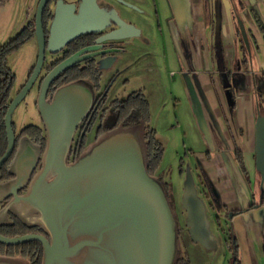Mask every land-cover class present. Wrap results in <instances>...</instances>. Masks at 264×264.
<instances>
[{
	"label": "water",
	"instance_id": "95a60500",
	"mask_svg": "<svg viewBox=\"0 0 264 264\" xmlns=\"http://www.w3.org/2000/svg\"><path fill=\"white\" fill-rule=\"evenodd\" d=\"M1 1V0H0ZM47 0H41L36 14L38 57L26 84L10 101L5 115L8 145L0 157V168L15 148L13 113L39 78L47 49L42 15ZM173 8L176 0H170ZM59 11V10H58ZM97 26L70 27L64 10L52 25L48 50L79 33L104 34L97 39L92 57L99 63L117 53L115 41L134 38L130 25L103 12ZM87 19L83 17V19ZM97 21V22H98ZM246 48L249 40L242 20L238 19ZM113 25L117 28L110 29ZM131 32V31H130ZM76 60L71 57L59 64L41 83L38 107L48 131V148L42 168L33 177L25 195L13 197L23 213L37 214L34 222L47 230L50 240L41 234L4 236L0 243L19 245L39 241L43 245V264H176L180 254L179 225L165 184L148 170L147 142L134 126L111 127L89 144L70 162L73 134L87 114L93 93L86 85L70 82L62 86L52 102L45 95L61 70ZM256 166L261 174L264 195V115L256 121ZM32 171V170H31ZM31 171L20 177L25 182ZM21 187V186H20ZM182 204L192 238L205 246L214 245L206 218L205 203L198 196L188 166ZM232 214H230L231 216ZM0 264H21L17 258L0 255Z\"/></svg>",
	"mask_w": 264,
	"mask_h": 264
},
{
	"label": "crops",
	"instance_id": "0c3cea01",
	"mask_svg": "<svg viewBox=\"0 0 264 264\" xmlns=\"http://www.w3.org/2000/svg\"><path fill=\"white\" fill-rule=\"evenodd\" d=\"M174 11L179 22L178 27L172 25L175 56L171 58H176L172 73L178 71L190 104L195 100L202 116L197 121L203 149L194 152V166H188L198 196L205 203L214 245L205 246L192 238L182 204L184 184L181 212H185L186 238L207 250L217 249L209 213L214 221L229 216L233 236L225 246H236V264H264V195L256 166V121L259 113L264 115V0H185L184 6L176 4ZM239 18L247 32L249 50ZM222 71L228 75L230 92L224 88ZM236 151L244 158L246 173ZM36 158L33 151L25 150L16 159L17 180L33 169ZM201 177L203 185L199 186L196 178Z\"/></svg>",
	"mask_w": 264,
	"mask_h": 264
},
{
	"label": "rangeland",
	"instance_id": "374dc122",
	"mask_svg": "<svg viewBox=\"0 0 264 264\" xmlns=\"http://www.w3.org/2000/svg\"><path fill=\"white\" fill-rule=\"evenodd\" d=\"M35 0H2L0 2V47L13 39L27 25L28 14L34 13ZM147 11L143 27L147 41L129 44L126 52L118 55L117 61L104 68L98 81V90L106 94L107 108L103 122L115 121L112 104L116 100L142 93L147 101L146 119L136 127L137 134L148 143L150 157H155L154 173L166 185L172 204L179 214L181 254L185 264H232L233 253L225 245L233 236L229 216L214 221L209 213L211 228L217 234L219 247L207 250L196 246L187 237V230L181 212V197L188 164L196 161L194 152L203 149V140L197 120H202L199 104L188 99L185 86L175 69L174 45L167 30L166 0H144ZM159 12V20L154 16ZM239 24V23H238ZM166 55V56H165ZM38 57L36 38L27 40L7 55L8 67L15 75L11 89L12 96L26 84ZM165 60V61H164ZM38 82L17 106L13 113L16 128L37 121L33 107ZM191 105L193 107H191ZM194 108V110H192ZM195 115H194V112ZM98 123V122H97ZM91 136L89 144L95 142ZM158 145L161 154H158ZM193 168V167H192ZM194 170V169H193ZM220 227V232L218 233ZM17 258L21 264L29 259L20 255H4Z\"/></svg>",
	"mask_w": 264,
	"mask_h": 264
},
{
	"label": "flooded vegetation",
	"instance_id": "af4514ba",
	"mask_svg": "<svg viewBox=\"0 0 264 264\" xmlns=\"http://www.w3.org/2000/svg\"><path fill=\"white\" fill-rule=\"evenodd\" d=\"M40 1L41 0H35L34 13L31 16L30 14H28L27 25L23 27L22 30H20L13 39L20 37L21 39L25 40V43L27 40L36 38V14ZM166 3L168 5V14L166 16L167 30L168 34L172 38L174 45L172 25L178 27L179 20L177 19L176 12L174 11L170 0H166ZM176 4H183L184 6L185 0H178ZM144 7V0H47L43 8L42 15V23L47 41V49L39 78L36 81V83L38 82L37 94L35 100L33 101V107L35 112L37 113L38 119L37 121H30L29 123L20 126V128H16L15 124L13 123V128L16 136L15 148L8 161L0 168L1 235L13 237L25 234H41L50 240V235L47 230H45V228L40 224L34 222V217L37 214H35V212H31L30 210H28V214L27 212L23 213L21 207L17 205V202L13 197L14 191H17L20 196L25 195L28 192L33 177L42 168V158L48 148V131L45 123L43 122L38 107V99L41 95L42 80L59 64L71 57H75L76 60L72 64L61 70L55 80L52 82L46 92L45 100L48 102H52L58 90L62 86L70 82L82 83L89 87V89L93 93L92 104L87 114L76 127L73 134L69 157V161L73 162L89 145L90 142L88 141L91 136L94 135V137L97 139L106 131L110 130L111 127L115 126L117 121L119 120L118 112L114 108V104H112L111 106L116 115L115 121L107 120L106 122H103V118L107 110V108L105 107L106 94L97 89L98 81L102 72L105 70L104 68H109L110 66H112L117 61V56L122 52H126L127 48L129 47V41H135L136 43L141 44L144 43V41H147L145 36L146 33L143 27V20H145L147 16V11ZM61 10H64L67 18V24H69L70 27L83 28L84 26L88 25H92V27L97 26L100 21L97 20V22L95 21V19L101 17V14H103V12H106L112 15L114 18L112 19L111 17L110 19L104 21V24L116 22V18H119L125 23L129 24L130 27H132L130 28L131 30H128L129 33L135 34L137 36L131 39L115 41L113 47L117 50V53L108 55L110 57H107L101 63H99V58L92 57V55L96 52V50L93 48H95V46L97 45V39L104 34L103 32L95 34L79 33L73 38L62 42L60 45H54V49L48 50V42L52 35V25L56 19L57 13ZM158 14L159 12L154 15L157 20H159ZM183 14L185 15V13ZM83 17L88 18L83 19ZM112 28H117V26L113 25L105 32L111 30ZM34 68L32 69L31 73L33 72ZM13 97L14 96L11 95L10 101ZM0 136H3L2 140L0 141L1 157L8 145L5 126L4 129L0 131ZM29 147L32 148L29 149ZM25 150L30 152L33 151L37 158L30 176L25 180V182L20 184L19 180H17L19 175L15 164L16 159L20 155H22ZM196 179L197 181L199 180V186H202V177L200 179ZM204 191V188H202L201 192L204 193ZM206 195L208 194L205 193V196ZM175 213L179 225V214L178 212H176V210ZM183 213L185 214L184 210ZM230 214H233V212L228 213V215ZM180 229L181 228L179 226V237L181 232ZM43 254V245L39 241H30L19 245H5L0 243V255L24 256L29 259V264H43Z\"/></svg>",
	"mask_w": 264,
	"mask_h": 264
},
{
	"label": "trees",
	"instance_id": "16d2710c",
	"mask_svg": "<svg viewBox=\"0 0 264 264\" xmlns=\"http://www.w3.org/2000/svg\"><path fill=\"white\" fill-rule=\"evenodd\" d=\"M25 40L21 39L20 37H17L8 43L2 45L0 47V131L4 129V117L6 114V110L8 107V103L10 102L11 98V89L13 86V82L15 79V75L12 72V70L8 67L6 58L7 55L16 50L24 43ZM221 63V61L219 62ZM224 88L227 90V92H230L232 87L227 81V76L224 71L221 73ZM114 108L118 112L119 120L117 121V126H134L143 124L146 119V111H147V101L142 93H135L128 98L122 99V100H116L114 101ZM3 136H0V141L2 140ZM148 146V143H147ZM161 154L160 146L158 145V154L156 157H159ZM236 158L243 169V171L246 173V167L244 158L241 154V152L236 151L235 153ZM155 157H150V148L148 147V170L151 175H155L154 173V161ZM230 250L233 251V263L236 264L237 262V254H236V246H230ZM186 260L182 258L181 253L179 254V258L177 260L176 264H185Z\"/></svg>",
	"mask_w": 264,
	"mask_h": 264
}]
</instances>
